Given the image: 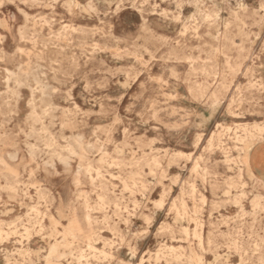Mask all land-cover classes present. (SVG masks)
<instances>
[{"label": "rangeland", "instance_id": "374dc122", "mask_svg": "<svg viewBox=\"0 0 264 264\" xmlns=\"http://www.w3.org/2000/svg\"><path fill=\"white\" fill-rule=\"evenodd\" d=\"M0 75V264H264V0H0Z\"/></svg>", "mask_w": 264, "mask_h": 264}, {"label": "bare ground", "instance_id": "6f19581e", "mask_svg": "<svg viewBox=\"0 0 264 264\" xmlns=\"http://www.w3.org/2000/svg\"><path fill=\"white\" fill-rule=\"evenodd\" d=\"M53 9V8H52ZM26 13V12H25ZM27 14V13H26ZM54 14V13H53ZM57 14V13H56ZM39 15V14H38ZM62 16V15H61ZM36 17V16H35ZM38 17V16H37ZM43 17V15H42ZM41 17V18H42ZM44 18V17H43ZM62 18V17H61ZM72 18V17H71ZM33 19V18H32ZM45 19V18H44ZM60 19V18H59ZM34 21V20H33ZM45 21V20H43ZM61 21V19H60ZM30 22V21H29ZM37 22V21H36ZM47 22V21H46ZM31 23V22H30ZM38 23H41V22H38ZM37 24V23H36ZM47 24V23H46ZM28 25V24H27ZM29 27V26H28ZM36 30V29H35ZM30 32V31H29ZM58 34V33H57ZM28 35V34H27ZM42 35V34H41ZM59 38V36H58ZM72 42V41H71ZM38 46V45H37ZM47 47V46H46ZM45 47V48H46ZM2 48V47H1ZM20 48V47H19ZM27 48V47H25ZM21 49V48H20ZM23 49V48H22ZM30 49V48H29ZM36 50V49H35ZM37 51V50H36ZM43 51V50H42ZM45 52V51H44ZM22 53V52H21ZM36 53V52H35ZM26 55V54H25ZM46 55V54H45ZM27 58V57H26ZM46 58V56H45ZM43 59V57H42ZM21 61V60H20ZM27 62V61H26ZM21 64V63H20ZM56 69V68H55ZM45 72V71H44ZM46 73V72H45ZM10 76H12L11 73H9ZM1 76V75H0ZM30 78V77H29ZM153 79V78H152ZM48 82V81H47ZM13 88V87H12ZM14 89V88H13ZM16 90V88L14 89ZM15 92V91H14ZM20 93V92H18ZM20 97V96H19ZM13 111V110H12ZM249 139H253V136L250 135V136H246L245 138H237V141L238 142H246L247 140ZM61 145V144H60ZM244 151L245 148H241L239 149V151ZM246 153V152H245ZM230 158L227 157V162H230L229 160ZM243 164V163H242ZM247 166V162H245V164ZM87 172H90L91 169L90 168H87L86 169ZM251 172V171H250ZM250 174V173H249ZM247 175V174H246ZM252 175V174H251ZM251 178V176H249ZM248 177V178H249ZM263 182V181H262ZM10 190L14 191L15 192V188H13L12 186L9 188ZM194 191V188L193 190ZM245 191V190H244ZM195 192V191H194ZM241 207V206H240ZM129 208V207H128ZM33 209V208H32ZM85 219L89 225L90 228H92V226L95 224V221L92 219V217L89 215V214H86L85 216ZM79 232V229L76 227V224L73 222L71 223L70 227L64 231V233L62 234V240L60 242H57L56 244H54L53 246L50 247V250H49V254H48V257H47V262H55L56 263H59L61 260H64V259H67L68 257H70L73 261H75L77 264H84V256L83 255H76L74 254L73 252H69V253H66V252H61V248H64V247H67L68 246V238H72V239H76L77 238V233ZM185 233L187 234V230H185ZM2 238V236L0 235V239ZM194 238H196L198 240V245L201 246L202 244V238H201V235L198 234L197 232L194 233ZM110 243H105V246H109ZM86 246L88 247V249H91V250H94V251H99L100 254L106 256L107 258L111 259V260H114L116 257L114 256L113 253H108L106 252V250H98L94 244H93V240H92V237L91 236H88L87 237V240H86ZM168 252H167V255H165V253H163L162 251L163 250H160L158 251V253L156 254V259L159 260L162 258V255H163V258L166 260V264H172V260H181V257L183 256V253L177 251V248L176 247H173V246H169L168 249H166ZM132 254L133 256H135L136 254V249H132ZM165 255V256H164ZM195 257L192 256L191 259H194ZM110 260V261H111ZM7 264H13L11 263L10 261L7 262ZM86 264H89L88 262ZM95 264V263H94ZM124 264H131L129 262H124ZM196 264V263H195Z\"/></svg>", "mask_w": 264, "mask_h": 264}]
</instances>
